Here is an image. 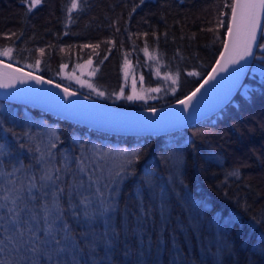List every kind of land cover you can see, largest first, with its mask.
I'll use <instances>...</instances> for the list:
<instances>
[{"label":"trees","instance_id":"trees-1","mask_svg":"<svg viewBox=\"0 0 264 264\" xmlns=\"http://www.w3.org/2000/svg\"><path fill=\"white\" fill-rule=\"evenodd\" d=\"M231 4L0 0V57L105 102L157 106L186 94L208 71L222 45ZM260 45L264 31L231 100L209 117L173 132L107 134L0 100V171L17 169L0 180L26 185L33 174L39 177L42 154L58 167L67 159L73 170L85 158L91 168L103 166L105 175L124 166L122 177L104 190L105 198L111 193L115 202L107 218L87 222L66 213L64 219L83 249L64 254L68 264L73 256L79 264H264V72L253 69L257 63L264 65ZM147 54L155 56V69ZM87 59L98 74L95 86L104 91L102 96L58 75L62 63ZM126 61L147 86L160 81V74H170L176 77V89L146 101L116 98ZM71 181L72 173H64L62 185ZM73 199L79 201L75 195ZM111 229L118 233L109 237L114 246L106 248L98 239L96 250L89 251L86 243L93 237L81 233L102 237ZM22 257L11 250L0 252L2 260Z\"/></svg>","mask_w":264,"mask_h":264},{"label":"snow or ice","instance_id":"snow-or-ice-1","mask_svg":"<svg viewBox=\"0 0 264 264\" xmlns=\"http://www.w3.org/2000/svg\"><path fill=\"white\" fill-rule=\"evenodd\" d=\"M35 2L39 3L40 0ZM229 6L232 9V27L227 29V34L233 37L235 33V43L243 46V52L240 53L243 58L245 54L251 55V49L256 44L257 31L260 29L259 10H264V0H235V3ZM72 7L75 8L76 4L73 3ZM3 55H8V52L5 51ZM191 99L192 97H189L188 101L181 103L187 104ZM2 147L3 145H0V148ZM37 163L43 165L41 174L39 177L33 174L26 185L23 182L18 184L14 180H0V252L11 250L23 253L20 261L0 259V264H41L42 260L45 264H68L63 259L64 254L82 252L83 249L78 247L79 242L64 219L66 213L70 211L73 217H82L87 222L94 221L97 216L107 218L108 214L114 211L115 202L111 199V193L109 198H105L104 190L108 189L110 184L117 183V178L122 177L126 171L121 165L117 171H109L105 175L103 166L91 168L92 162L85 163V158H81L75 170L69 167L67 159L62 167H58L46 160L43 154ZM131 163L132 160L126 161V164ZM15 171L17 169L14 168L13 173ZM68 172L72 173V181L63 186L61 182L64 180V173ZM13 173L0 171V177L11 176ZM65 194L67 201L64 200ZM73 195L79 197L78 202L73 199ZM137 198H142L140 193H137ZM105 223H108V219H105ZM81 235H92L93 239L86 243V247L94 252L98 239L106 248H112L114 242L109 237L118 236V233L111 229L102 237L89 232ZM73 264H79L75 256ZM93 264L97 262L94 261Z\"/></svg>","mask_w":264,"mask_h":264},{"label":"water","instance_id":"water-1","mask_svg":"<svg viewBox=\"0 0 264 264\" xmlns=\"http://www.w3.org/2000/svg\"><path fill=\"white\" fill-rule=\"evenodd\" d=\"M234 3L235 0H232ZM231 11L216 59L190 91L173 101L152 107H130L105 102L2 57L0 100L22 104L56 119L107 134L156 135L193 125L231 100L251 66L261 34L264 10H259L260 29L257 31L256 44L251 49V55L245 54L243 58L240 57L243 46L235 43V33L233 37L227 34V29L232 27ZM234 60L238 62L233 63ZM189 97H192L191 101L181 103L188 101Z\"/></svg>","mask_w":264,"mask_h":264},{"label":"rangeland","instance_id":"rangeland-1","mask_svg":"<svg viewBox=\"0 0 264 264\" xmlns=\"http://www.w3.org/2000/svg\"><path fill=\"white\" fill-rule=\"evenodd\" d=\"M147 55L151 62L152 67L155 69L156 65L158 66V64L155 61L156 60L155 56L153 55L151 56L150 54ZM5 56L6 58H9V54ZM89 61L91 60L90 59L82 60L75 63L73 62V64L71 65L62 63L58 75L65 82L72 84L75 87H78L85 91L86 90L91 91L94 94H98L102 96L104 94V91L99 90L95 86V82L97 81L98 74L95 71V68L92 66V64L89 63ZM33 66L37 67L35 64H33ZM253 69L254 71H258L259 73L264 72V65L257 63V65L253 67ZM122 72H123L122 80L118 82V86H121V89L116 94V98L118 99L123 98L126 101H133V100L146 101L148 96L154 97L157 94H161L160 92L162 91L164 93H167V91L174 92V90L176 89V85H175L176 77L174 75L158 74L160 76V81L156 82L154 85H151V87H149L145 83L144 76L140 72L138 74L132 73L129 63L127 61L123 64ZM154 89H158V90H154ZM128 97H132V99H129ZM0 108H2V106H0ZM29 119L34 121L32 116H30ZM38 123L44 124V122H42L41 120H39ZM105 151L106 150H103L102 152Z\"/></svg>","mask_w":264,"mask_h":264}]
</instances>
